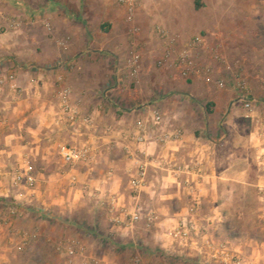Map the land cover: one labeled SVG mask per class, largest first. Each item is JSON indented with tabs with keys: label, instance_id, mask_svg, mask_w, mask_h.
<instances>
[{
	"label": "crops",
	"instance_id": "0c3cea01",
	"mask_svg": "<svg viewBox=\"0 0 264 264\" xmlns=\"http://www.w3.org/2000/svg\"><path fill=\"white\" fill-rule=\"evenodd\" d=\"M163 1L140 0L135 23L146 30L155 24L180 45L195 36L206 48L219 43L226 49L222 61L235 65L199 50L196 64L210 69V80L183 79L153 66L163 48L152 33L143 34L147 52L137 81L125 86L119 76L128 75L126 62L113 67L125 42L116 32L118 0H0V15L18 20L25 40L18 42V29L0 34V74H13L20 89L0 93V201L10 194L8 172L24 162L35 172L31 191L11 194L21 203V219L12 228L18 236L0 225V261L9 264L7 251L14 248L23 264H68L56 248L73 244L80 253L73 264H130L135 257L147 264H198L175 257L178 246L167 235L186 218L245 264H264V0H238L229 10L224 3L232 0H216V10L242 12L227 23H216L209 5L192 20L182 0H165L160 16ZM26 42H36V49ZM236 79L252 99L249 111ZM62 89H69V103L80 114L74 124L59 111ZM152 111L162 116L159 131L178 129L180 138L134 143L135 123ZM60 145L86 146L92 160L65 165ZM142 166L144 185L135 195L130 183ZM137 207L157 218L148 230L142 222L126 227V214Z\"/></svg>",
	"mask_w": 264,
	"mask_h": 264
},
{
	"label": "built area",
	"instance_id": "2783aa9c",
	"mask_svg": "<svg viewBox=\"0 0 264 264\" xmlns=\"http://www.w3.org/2000/svg\"><path fill=\"white\" fill-rule=\"evenodd\" d=\"M140 0H118V5L124 10V20L129 26V33L134 35L138 29L134 26L135 11ZM0 21L5 24V28L15 31L20 28L18 20L9 19L0 15ZM159 36L164 42L161 56L156 60L155 65L158 68L169 67L174 69L183 79L191 76H201L208 82L210 80V69L208 67L199 68L196 64V56L199 50L208 51L210 57L214 61H222L221 52L218 46L215 48H206L202 37L195 36L189 41L179 44L176 36H170L166 31H159ZM62 46V42H58ZM141 56L138 52L132 53L126 62L128 76L137 81L140 70ZM215 87L222 89L225 84L222 81H215ZM235 87L240 93V101L243 108L247 111L251 109L252 99L249 92L241 79L235 80ZM18 95L20 89L16 84L13 74H0V93L4 89ZM69 89H62L57 94L59 111L62 118L67 124H74L80 120V114L76 107L69 103ZM82 122L90 123V120L83 118ZM162 122V116L157 111L150 113L148 120H138L135 123V134L131 140L136 144L145 145L148 143L166 144L173 140H177L181 136L178 129L169 131H159ZM60 160L65 165L87 164L91 159V152L88 147L73 148L70 146L60 145L57 149ZM34 168L29 163H23L21 167L12 172H8L6 177L9 183L10 194L7 198L0 201L4 206V214L2 217L3 224L7 227L10 235L18 236L12 229V221L18 217V209L21 203L14 197L13 192L21 190L31 191L35 185ZM144 167H140L137 178L132 180L130 188L135 195H138L144 185ZM126 227H133L142 222L144 228L148 230L156 221V216L151 211L142 212L138 207L134 208L131 213L126 214ZM114 223L119 224L118 220ZM169 240L173 244H177L178 248L174 251V256L181 260H195L198 264H245L243 258L235 251L230 250L224 242H213L207 237L206 230L199 226L196 222L186 218H180L167 234ZM56 252L61 253L67 258L68 264H73V259L80 254L73 244L58 246ZM98 261H92L90 264H99ZM85 264V263H84ZM130 264H147L143 263L140 257H135Z\"/></svg>",
	"mask_w": 264,
	"mask_h": 264
},
{
	"label": "rangeland",
	"instance_id": "374dc122",
	"mask_svg": "<svg viewBox=\"0 0 264 264\" xmlns=\"http://www.w3.org/2000/svg\"><path fill=\"white\" fill-rule=\"evenodd\" d=\"M236 1H238V0H232L231 2H225L224 3V5H226L225 8L228 9V7L229 8H231V6L234 7V5L237 3ZM256 1L258 3L260 2V0H256ZM164 4L167 5L165 0L161 4L162 12L159 13L160 16L161 15L164 16V6H166ZM182 4H183V6L185 5L187 8H189V10H188L189 17H191L192 20H196L197 18H199L201 16L199 9L204 10L206 5H209V9L210 10H211V6H212L213 11H216V23L223 22V21L227 23L232 18L238 17V16H240L242 14V12H238V11L236 12V11H233L232 9L230 10L231 12L228 11L229 9L226 10V11H224V9L223 10H220V9L216 10V8L213 7V6L216 5V0H207V4H205V5L202 4V3L200 4L199 0H197V1L196 0L195 1L194 0H182ZM118 8H119V10L121 12V13L119 12L120 13L119 15H121L120 18H121L122 22L116 28V32L118 34L122 33L125 42L123 44V47L120 49L121 58L119 60L117 59L116 62L114 61L113 67L116 66V65H119L120 68H122L123 67V63L127 62V58L134 52H138L140 54V56H143V54H145V51L147 52L146 46H144L145 42H143V40H144V37H143L144 35L143 34L148 35L149 33H152L153 34L152 37L153 38H157L158 41L161 44L160 46L162 48L164 47V42L162 41V39L160 38V36L158 34L159 31L163 30L162 28H160L159 26L154 24V25L150 26L149 29L146 30L145 27L139 26V25H137L135 23V21H136V15H135L134 16V26L138 29V32L135 33L134 35H132L131 33H129V26L124 20V10L119 5H118ZM205 14L208 15L207 13H205ZM229 14H231V15H229ZM232 15H234V16H232ZM254 16L256 18H261V16L260 17L258 16V12H255ZM5 29L6 28L4 26H0V34L5 33ZM21 29L20 28L18 29V33L15 36H16V38H18V40H19L18 42L19 43H21V42L24 43L25 40H24V37L22 36L23 33L20 32ZM107 30H109V28H107L106 31ZM163 31H165V30H163ZM110 34H112V33H110ZM34 38H35V36H34ZM26 43H27L26 44L27 48L34 49V50L36 49V45H37L36 42H32V43H29V44H28V42H26ZM218 45L221 46V47H219L221 49V51H222L221 53L225 54L226 53V49H224V46L219 44V43H216V46H218ZM27 48L26 49L24 48V53L27 52L26 51ZM19 55H20V53H19ZM226 61L224 62V60H223L222 62H219V61H217V62L218 63H222V65H224V66L226 65V63H227V65H231V64L235 65L234 62L229 63L228 62L229 60L227 62ZM152 62H153V66L156 67L154 61H152ZM234 68L235 67H233V69ZM119 79H121V84H123L125 86H127V85L129 87H133L134 86V80H132L128 75H126V73H124L123 75L120 74ZM141 81H142V79H141ZM3 212H4V206L2 204H0V225H3V221H1V219L3 217V214H4ZM19 217L20 216L16 217L11 222L12 223V225H11L12 228L15 227L14 226L15 221L16 220L19 221L21 219V217L20 218ZM7 233H9L8 230H7ZM7 253H8L7 255L9 256L8 259H10L9 260L10 261L9 264H23L22 263L23 262V258L21 256V252H20L19 249L16 250V249L13 248L11 253H9L8 251H7ZM4 261H5V259L2 258L1 261H0V264H5Z\"/></svg>",
	"mask_w": 264,
	"mask_h": 264
}]
</instances>
